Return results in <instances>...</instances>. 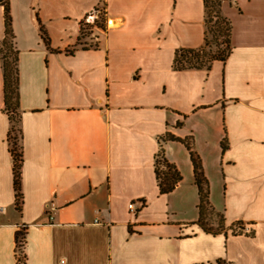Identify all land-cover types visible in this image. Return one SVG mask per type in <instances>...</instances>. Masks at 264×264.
Masks as SVG:
<instances>
[{"label": "crops", "instance_id": "obj_1", "mask_svg": "<svg viewBox=\"0 0 264 264\" xmlns=\"http://www.w3.org/2000/svg\"><path fill=\"white\" fill-rule=\"evenodd\" d=\"M8 2L20 99L13 123L0 54V264H17L18 229L27 264H264V0H225L231 52L187 69L175 54L205 44L204 0ZM100 5L104 25L87 22L83 47ZM4 36L0 3V48ZM183 139L224 214L219 233L198 222ZM159 152L182 175L171 191Z\"/></svg>", "mask_w": 264, "mask_h": 264}, {"label": "trees", "instance_id": "obj_2", "mask_svg": "<svg viewBox=\"0 0 264 264\" xmlns=\"http://www.w3.org/2000/svg\"><path fill=\"white\" fill-rule=\"evenodd\" d=\"M225 0H204L206 9V38L205 44L200 48H182L176 51L174 66L177 69H187V68H210L212 62L216 59L225 60L226 57L231 52V31L232 23L231 20L223 14L222 5ZM232 1V0H229ZM0 3L4 6L5 12V36L3 38L2 46L0 48V54L2 59V68L4 76L5 85V105L6 110L9 113L11 122L15 123L18 120V107H19V71H18V50L13 44V31L11 27V16L9 12V2L8 0H0ZM216 17L215 22L223 23L220 24L223 27V33L225 40L228 43V48L223 55L210 54L206 52L205 47L209 45L210 39L208 34V28L210 22ZM222 21H221V20ZM104 17L96 19L95 23L104 25ZM87 24V23H85ZM83 25V22H82ZM225 26V27H224ZM83 31V26L81 30V35L78 40L80 45L86 47L87 44H82V38L85 36ZM93 45V44H90ZM5 49L7 50L5 52ZM11 56V58H10ZM11 113H13L11 115ZM11 131H15L14 125L12 124L11 130L8 135L9 146L14 159V170H15V189L17 193L19 192V165L21 164L22 151L21 146L17 140L16 135H13ZM171 139H177L173 135H169ZM189 149L190 158L194 167L195 180L198 185L199 191V219L198 222L207 232L219 233L225 228V218L222 212L217 211L210 202V187L209 180L207 179L202 165L201 156L192 148V142L188 139L182 140ZM223 149L227 147L226 143H222ZM162 164L165 168L159 170L158 165ZM156 172L159 185L163 191H171L175 188L177 183L181 180L182 175L175 165L168 162V160L163 155V152H159L156 159ZM19 198V197H18ZM215 215L219 217L217 222V227L211 226L209 223L210 216ZM241 232L240 229L233 228V233ZM15 242H16V257L17 264H27L26 254L24 252L25 245V233L22 229H18L15 232ZM20 252L23 255L24 261L20 256ZM217 264H233L226 260L218 259Z\"/></svg>", "mask_w": 264, "mask_h": 264}, {"label": "rangeland", "instance_id": "obj_3", "mask_svg": "<svg viewBox=\"0 0 264 264\" xmlns=\"http://www.w3.org/2000/svg\"><path fill=\"white\" fill-rule=\"evenodd\" d=\"M96 9L99 10L98 15L100 17H103V12H104L103 6L100 5ZM87 15H86L85 19H83V31L85 32V34L86 33L87 34L88 33L91 34L90 24H88L87 21H86ZM215 20H216V17H214L213 18V21L210 22V24H209L208 34H209L210 42H209V45H207L205 47V49H206V52L207 53L223 55L226 52L227 48H228V43L225 40V36H224V33H223V27H222V25H223L224 22L223 23H220V24H222V25H220L218 22L216 23ZM85 23H87V24H85ZM95 41L96 40L93 39V40H90V41H87V42H88V44L89 43H92L93 44ZM6 51L7 50L5 49V52ZM10 58H11V56H10ZM158 168H159V170H162L165 167L162 164H159L158 165ZM218 220H219V217L218 216L211 215L210 216L209 223H210L211 226L217 227ZM20 256L22 258V261H24V258H23V255H22L21 252H20Z\"/></svg>", "mask_w": 264, "mask_h": 264}, {"label": "built area", "instance_id": "obj_4", "mask_svg": "<svg viewBox=\"0 0 264 264\" xmlns=\"http://www.w3.org/2000/svg\"><path fill=\"white\" fill-rule=\"evenodd\" d=\"M98 13H99V10L95 9L93 12L89 13L87 15V19L86 21L89 22V23H93L95 22V20L98 18ZM132 207V205H131Z\"/></svg>", "mask_w": 264, "mask_h": 264}]
</instances>
